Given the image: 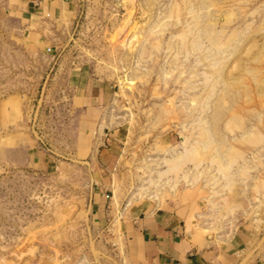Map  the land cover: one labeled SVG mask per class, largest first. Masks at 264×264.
Wrapping results in <instances>:
<instances>
[{"label": "rangeland", "instance_id": "1", "mask_svg": "<svg viewBox=\"0 0 264 264\" xmlns=\"http://www.w3.org/2000/svg\"><path fill=\"white\" fill-rule=\"evenodd\" d=\"M38 1L0 0V264H129L176 205L264 261V0Z\"/></svg>", "mask_w": 264, "mask_h": 264}, {"label": "crops", "instance_id": "2", "mask_svg": "<svg viewBox=\"0 0 264 264\" xmlns=\"http://www.w3.org/2000/svg\"><path fill=\"white\" fill-rule=\"evenodd\" d=\"M40 1L37 2L40 8L47 2L56 11L64 0ZM35 7L31 6L32 11L41 13ZM104 182L101 191L110 186ZM106 209V198L100 193L93 205L97 224L106 223L109 216ZM197 214L191 205H176L131 215L124 225V248L129 264H243L247 236L238 232L226 240L204 238L190 226ZM253 264L264 261L257 259Z\"/></svg>", "mask_w": 264, "mask_h": 264}, {"label": "bare ground", "instance_id": "3", "mask_svg": "<svg viewBox=\"0 0 264 264\" xmlns=\"http://www.w3.org/2000/svg\"><path fill=\"white\" fill-rule=\"evenodd\" d=\"M124 27V26H123ZM35 252V251H34Z\"/></svg>", "mask_w": 264, "mask_h": 264}, {"label": "water", "instance_id": "4", "mask_svg": "<svg viewBox=\"0 0 264 264\" xmlns=\"http://www.w3.org/2000/svg\"><path fill=\"white\" fill-rule=\"evenodd\" d=\"M36 254V253H35Z\"/></svg>", "mask_w": 264, "mask_h": 264}]
</instances>
